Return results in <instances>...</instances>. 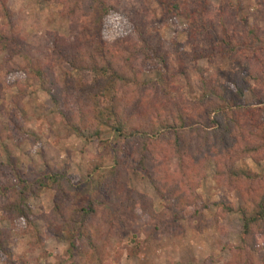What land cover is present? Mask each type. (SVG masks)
Instances as JSON below:
<instances>
[{
    "label": "trees",
    "instance_id": "trees-1",
    "mask_svg": "<svg viewBox=\"0 0 264 264\" xmlns=\"http://www.w3.org/2000/svg\"><path fill=\"white\" fill-rule=\"evenodd\" d=\"M57 1L65 4L74 24L73 37H55L54 56L48 67L37 70L36 78L47 81L44 89L60 108L68 93L76 95L77 109L61 110L69 134L100 139L105 129L117 133L123 142L117 144L115 152L140 156L138 171L147 175L157 192L171 202L168 211L175 219L202 204L196 189L204 177L206 163L212 159L218 177L224 180L228 176L244 200L243 244L232 249L233 258L228 264H264V178L253 172L235 171L236 163L243 158L264 160V115L259 106L246 104L248 76L257 86L251 90L259 104H264V59L254 62L246 54L263 35L257 26L250 25L247 17H241L243 0H238L237 6L224 0L225 11H216L207 0H154L168 15L186 19L191 39H205L209 44V48L196 46L192 54L181 55L183 62L194 63L203 58L214 61L217 55H224L238 68L237 74L229 75L233 98H229L228 86L219 78H202V96L194 101L182 94L172 98L163 93L159 82L146 79V65L151 61L161 60L164 69L170 67L169 53L147 35L139 13L130 12L136 37L111 43L104 36V20L112 11L125 7L121 1ZM81 5L87 9L85 13ZM0 16L8 20L0 28V51L14 56L26 47V42L9 20L7 0H0ZM91 17L94 29L93 35L88 36L84 28L86 19ZM57 64L70 69L63 78L65 87L59 86L54 77ZM78 70L90 75L83 73L75 78L72 73ZM118 161L117 155L119 167L104 173L98 184L97 194L105 196V201L91 198L86 205L81 203L84 182L70 174L68 167L52 169L34 179L15 169L14 201L5 206L4 212L14 221H25L27 230L33 232L35 213L28 200L39 197L44 189L55 190V207L44 218L48 232L61 240V233L69 230L73 235L71 251L92 261L97 253L93 219L101 205L119 207L136 220L146 212L153 216L155 213L151 198L127 186ZM98 170L99 166L93 173ZM9 189L0 184V194ZM223 207L227 212L235 210L231 204L225 203ZM195 217L204 220L202 209L196 210ZM1 255L7 264H15L12 252L2 250Z\"/></svg>",
    "mask_w": 264,
    "mask_h": 264
},
{
    "label": "rangeland",
    "instance_id": "rangeland-1",
    "mask_svg": "<svg viewBox=\"0 0 264 264\" xmlns=\"http://www.w3.org/2000/svg\"><path fill=\"white\" fill-rule=\"evenodd\" d=\"M112 1L114 4L121 1L126 10L122 6V10L116 9L106 16L104 36L107 41L114 43L122 38L136 37L135 25L130 19V12L135 11L139 13L138 19L147 35L156 39L163 51L169 53V68L164 69L161 60L146 65V79L159 82L164 94L172 98L182 94L185 99L194 101L202 96V78H219L228 86L229 98L235 96L229 75L237 74L238 68L228 56L217 55L214 61L203 58L194 63L183 62L180 58L192 54L196 48H209L205 39L194 41L190 38L189 25L184 17L168 15L154 0ZM207 1L216 11H225L224 0ZM231 1L238 5V0ZM7 2L9 20L25 40L26 47L14 56L0 51V184L10 188L0 194V264H7L1 255L2 250L12 252L15 264H228L233 258L232 249L243 244L244 222L241 211L243 195L231 179L228 176L220 179L215 162L210 159L196 189L202 204L189 208L181 218L175 219L168 211L171 202L157 192L147 175L138 171L140 156H129L126 151L115 152L117 144L123 141L109 129H105L100 139L87 134H69L61 110H76V95L68 93L60 108L44 89L47 81L36 78L37 70L48 67L54 56L55 37H73L74 24L65 4L57 0ZM81 6L85 13L87 9ZM240 15L247 17L250 25L257 26L263 35L262 40L253 43L246 54L254 62L258 58L264 59V0H243ZM7 22L0 16V28H4ZM86 22L84 33L91 36L94 29L92 17ZM79 30L83 32L82 27ZM217 31L220 34L219 27ZM65 71H70L68 66L57 64L53 72L61 87H65ZM83 73L78 70L72 75L76 78ZM89 75L90 72L85 73V76ZM247 80L250 87L246 91V104L259 106L264 115V104H259L257 95L251 90L257 86L249 76ZM117 155L127 186L151 198L155 213L153 216L146 212L136 220L119 207L101 205L93 219V230L97 235L94 260L89 261L71 251L73 235L69 230L61 233V240L48 232L44 218L50 216L55 207V190L44 189L39 197L28 200L35 213L33 232L27 230L25 221H14L5 214V206L14 201L12 190L17 180L12 176L13 170L34 179L66 166L70 174L84 182L81 203L86 205L91 198L105 201V196L97 194L98 184L104 173L114 166L119 167ZM176 161L174 156L173 169ZM97 166L99 170L93 173ZM235 171L253 172L264 178V160L257 162L250 157L243 158L236 163ZM225 203L233 205L235 210L227 212L223 207ZM198 208L203 211V221L195 217Z\"/></svg>",
    "mask_w": 264,
    "mask_h": 264
}]
</instances>
